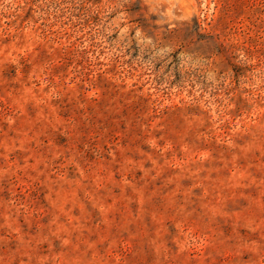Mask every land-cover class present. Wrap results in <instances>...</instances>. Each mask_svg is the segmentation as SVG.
I'll return each instance as SVG.
<instances>
[{
    "label": "rangeland",
    "instance_id": "obj_1",
    "mask_svg": "<svg viewBox=\"0 0 264 264\" xmlns=\"http://www.w3.org/2000/svg\"><path fill=\"white\" fill-rule=\"evenodd\" d=\"M0 264H264V0H0Z\"/></svg>",
    "mask_w": 264,
    "mask_h": 264
}]
</instances>
